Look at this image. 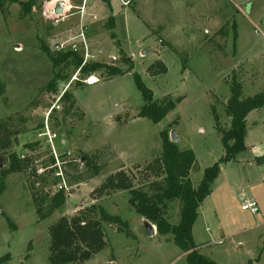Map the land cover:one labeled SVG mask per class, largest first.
<instances>
[{
    "label": "rangeland",
    "instance_id": "1",
    "mask_svg": "<svg viewBox=\"0 0 264 264\" xmlns=\"http://www.w3.org/2000/svg\"><path fill=\"white\" fill-rule=\"evenodd\" d=\"M51 1L35 0L28 13L18 4L0 8V123L12 132L0 168L8 166L11 152L32 161L30 170L7 176L0 195V264H48V228L92 204L126 227L119 233L103 224L107 247L86 264H111L112 256L114 264H187L172 241L149 235L126 191L102 185L121 171L134 188L158 180L149 166L161 153V131H176L179 149L194 152L202 174L224 156L231 78L241 84L242 98L264 91V0H68L71 7L61 15L49 14ZM60 44L63 49H56ZM47 52L57 59L73 52L82 65L101 66L89 74L71 58L53 66ZM156 61L166 73L152 77L147 69ZM130 64V73L109 76L110 68L126 72ZM133 73L155 101L180 98L160 123L136 116L143 100ZM245 126L249 147L237 160L264 142V109L252 112ZM234 160L211 186L216 212L209 197L201 210L205 221L195 228L202 243L196 251L216 264H264V205L258 215L241 210L240 193L248 199L256 184L235 178ZM56 173L61 180L54 185ZM227 174L237 189L223 192ZM256 181L264 186V172ZM59 186L65 201L54 209ZM179 207L176 200L164 208L169 223H179Z\"/></svg>",
    "mask_w": 264,
    "mask_h": 264
},
{
    "label": "trees",
    "instance_id": "2",
    "mask_svg": "<svg viewBox=\"0 0 264 264\" xmlns=\"http://www.w3.org/2000/svg\"><path fill=\"white\" fill-rule=\"evenodd\" d=\"M105 2V0H104ZM4 3L18 4L24 13H28L35 0H0V8ZM113 23V20H111ZM113 27H109L111 39H115L112 33ZM116 45H119L115 41ZM47 57L55 66L58 61H68L70 58L73 65L81 73L89 74L90 71L99 68V64L89 66L82 65V60L76 54L67 53L60 59L47 52ZM158 66L154 70V66ZM110 77L122 76L130 73L133 65L126 72L110 68ZM147 71L152 77L164 75L166 67L161 61H156L149 66ZM135 86L140 92L143 105L137 112L138 118L147 119L153 124L160 123L171 111L175 110L180 98L171 100L165 98L159 101L153 99V93L141 81L140 76L132 74ZM4 85L0 82V95L4 93ZM230 96L226 102L225 111L230 119L229 129L221 134V144L224 148V156L215 162L211 167L203 171L202 178L197 186H193L190 176L198 172V164L195 154L191 149H179L177 143L169 140L165 131L159 133L161 139V153L149 169L158 179L147 188H134L132 180L124 173L118 172L104 182L106 188L111 190L126 191L129 194V206L148 223L155 226L156 234L163 237L164 241H172L184 254L187 264H216L209 258L201 256L196 251L192 241V227L196 221L198 208L210 194L211 186L220 171V165L234 160L235 156L245 150V118L254 111L264 107V91L252 97L242 98V86L233 76L229 87ZM12 132L6 123H0V151L11 148L9 137ZM11 144V145H10ZM8 166L0 168V195L5 190V180L12 174L24 173L32 163L31 159L18 156L15 152L8 154ZM151 167V168H150ZM30 170V169H29ZM98 171H95L97 175ZM39 180L44 177L38 176ZM61 179L56 176L53 184L56 185ZM38 184V183H37ZM178 200L179 223L172 225L165 215L168 203ZM65 198L62 189L52 198L54 209H59L64 204ZM8 224L10 223L7 220ZM116 226L119 233H124L125 222L118 216L108 214L102 207L92 204L72 217H60L48 228V264H86L96 254L107 247L102 225ZM8 259L7 256L3 261Z\"/></svg>",
    "mask_w": 264,
    "mask_h": 264
},
{
    "label": "crops",
    "instance_id": "3",
    "mask_svg": "<svg viewBox=\"0 0 264 264\" xmlns=\"http://www.w3.org/2000/svg\"><path fill=\"white\" fill-rule=\"evenodd\" d=\"M121 1L124 2L123 0H121ZM82 4L84 5L85 3H82ZM96 39H97L96 37H93L91 39V41H94ZM114 58L115 57H112V59H110V60H113ZM262 109H264V107ZM254 111H256V110H254ZM254 111H252V112H254ZM252 112H250L246 116V118H245V125H246V122L248 120L249 115ZM180 140H181V138H180ZM244 145H245V150H247L248 147H249L247 145V134H245V137H244ZM252 148H253L252 154L250 156H247L245 158V160H243L245 153H243L242 155H239L238 156V160H237V156H236V158L234 160L236 162H234V163L239 165V168H238V173L239 174L235 178L238 179L240 183H245V182L248 183L249 180L252 181L253 178L255 179V184L256 185H254V188H252L251 186L249 188V198L247 199L245 197V195L244 194H241V193H240V195H241L240 198H241V200H252V201H254L257 204V206H258V209H259L258 214H259V212L261 210V207H263V205H264V186L262 184H257L258 182L256 181V176L259 175V178H260L261 173L264 172V160H263V158H264V142L260 143L259 145H257L256 143H254L252 145ZM227 165H229V164H227ZM227 165H225V164L220 165V168H221V172L222 173H223L224 169L227 171L226 168H223V167H226ZM192 174H191V176H192ZM221 175L222 174L220 173V175H218L215 180L221 179ZM254 175H256V176L254 177ZM191 176H190V179H191ZM249 177H250V179H249ZM201 178H202V170H201V167L198 165V172H197V176H196V180L197 181L193 184V182L191 180L192 185L194 187L197 186L198 183L200 182ZM215 180H214V182H215ZM214 182H213V184H214ZM222 184H223V186H222V188H221L220 191L229 192L231 190L237 189L236 187L230 188L231 187L230 186L231 185V178H230V175H228V174L222 179ZM211 191H212V189H211ZM211 191H210V194L206 197V199L199 206L197 218H196V221H195V223H194V225L192 227V241H193L194 245L196 246V250H197V248H199L198 246H200V247L202 246V243L198 242V240L195 239V232H196V229L195 228H196V224L198 223V221H199L200 218H202V220L205 221L204 220V218H205L204 211H202V213H201V210L203 209L205 203L207 201H209V197H210V201H212L211 204H213L212 205V208H210V210L212 212H214V213L216 212V210H215V204H214L216 202L213 203L214 198L212 197ZM211 197H212V200H211ZM260 217L262 219V216L261 215H260ZM141 221H143L146 229H147L146 224L150 227L151 232H149V230L147 229V231L149 232V235L150 236H152V235H154L156 233L155 226H153L152 224L148 223L143 218H141ZM170 224H172V223H170ZM177 224H172V225H177ZM195 242H197V243H195ZM114 260H115V257L112 256V259H111V261L109 263L114 264L115 263Z\"/></svg>",
    "mask_w": 264,
    "mask_h": 264
},
{
    "label": "built area",
    "instance_id": "4",
    "mask_svg": "<svg viewBox=\"0 0 264 264\" xmlns=\"http://www.w3.org/2000/svg\"><path fill=\"white\" fill-rule=\"evenodd\" d=\"M60 1L63 2V4H64V6L62 8V11L63 12L64 11L67 12V10L71 7L68 0H52L48 4L49 5V8H48L49 14H52L53 13V10H54L56 4L58 2H60ZM84 1H83V3H84ZM123 4H125V3L123 2ZM262 23L264 24V18L262 20ZM68 43H69V46H71V43L70 42H68ZM56 49H63V44L57 45L56 46ZM72 49L73 50L75 49V45H72ZM46 130H47V128H46ZM43 135L47 136L49 139L55 138V135L50 136V134L48 132H45ZM56 175L58 176L57 173H56ZM62 188H64V186H59L58 189L61 190ZM240 208H241L242 211L249 212L252 215H257L258 214V211H259L257 204L254 201H252V200H242V203L240 204ZM217 243L219 244L220 242H217Z\"/></svg>",
    "mask_w": 264,
    "mask_h": 264
},
{
    "label": "water",
    "instance_id": "5",
    "mask_svg": "<svg viewBox=\"0 0 264 264\" xmlns=\"http://www.w3.org/2000/svg\"><path fill=\"white\" fill-rule=\"evenodd\" d=\"M63 2H59L58 5L56 6V8L54 9V14H62V7H63ZM169 140L172 143H178L180 141V139L176 136V131L175 130H170L169 132ZM147 229L149 230V232H151L150 227L146 224Z\"/></svg>",
    "mask_w": 264,
    "mask_h": 264
},
{
    "label": "bare ground",
    "instance_id": "6",
    "mask_svg": "<svg viewBox=\"0 0 264 264\" xmlns=\"http://www.w3.org/2000/svg\"><path fill=\"white\" fill-rule=\"evenodd\" d=\"M96 79L92 78V80L90 81L91 84L95 83Z\"/></svg>",
    "mask_w": 264,
    "mask_h": 264
}]
</instances>
